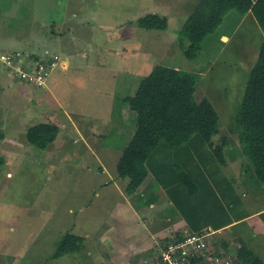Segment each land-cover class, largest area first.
<instances>
[{
    "label": "rangeland",
    "instance_id": "rangeland-1",
    "mask_svg": "<svg viewBox=\"0 0 264 264\" xmlns=\"http://www.w3.org/2000/svg\"><path fill=\"white\" fill-rule=\"evenodd\" d=\"M102 1L104 0H0V56H13V61L9 64L0 59V264H103L85 235L93 237L104 232L106 224L113 220V205L118 199L116 188L125 196L129 195L124 193L126 181L120 182L115 167L135 132L136 114L127 107L119 114L114 113L120 100L118 95L114 98L100 97V85L121 90L127 88V84L108 74V71L100 74V68L92 70V76L87 74L79 81L76 77L82 75V72H72L71 77L61 82L60 77L64 75L58 67L68 69L70 65L64 63L71 56L89 57L91 62L86 63L93 67L96 55L100 52V57H104L102 64L105 65L116 52L115 45L111 44L126 42L135 45L138 50L133 74L138 81L157 65L170 68L175 66L181 72L204 70L199 88L219 118L218 132L212 137L209 150L220 154L221 157L216 160L223 174L226 172L234 180L242 182V185H238L241 191L263 185L261 182L252 185L249 173L246 172L251 164L241 152L237 130L232 129L250 70L257 59L260 45L264 42V30L257 26L255 18L248 15L247 19L241 21V26L233 31L238 41L232 40L223 51L216 53L219 45V34H216L215 45L209 48L202 43L198 54L202 55L200 60H190L182 52L177 40L172 45H159L157 39L154 43L148 42L146 38L151 36L153 39L159 31L142 34L139 27L149 22L146 19L141 23L126 22L116 38L100 30L93 38L100 45H85L89 41L84 37L88 35V31L77 32L76 35L71 27L78 20L75 17L72 21L71 17V12H78L75 8L80 7L81 16H89L95 11L87 6L100 2L111 14L102 11L100 16L107 14L114 20L123 19L120 9L131 11L130 14H139L142 10L139 2L136 3L139 6L136 9L132 0L131 5L127 0ZM144 1L145 6L147 5L145 10H150L152 5L153 12H174L175 0ZM62 12L66 13L62 17L71 19L70 27L62 25L59 29L56 16ZM172 25L168 24L165 32L168 37L171 36L169 31L172 30ZM231 27L224 17L217 29L222 31ZM104 28L107 30V26ZM57 30L61 32V36L66 37L62 43L68 45L52 42L51 38L56 35ZM231 33L232 31L228 32ZM72 36L77 39L82 36L79 43L83 45H69L70 37L74 39ZM165 37L162 35L161 41ZM212 38L213 36L205 44L210 43ZM119 46L129 48L128 45ZM145 49L149 51L144 52ZM81 53L84 54L83 57ZM23 57H39L42 60L57 58L58 61L45 82L36 87L17 77L15 79L8 73L9 68L24 61ZM3 66L6 67L5 71ZM112 67L117 71L124 68L120 63ZM107 68L105 66L104 69ZM200 77L201 75L195 74L196 80ZM201 97L203 94L198 99ZM108 100H111V106H104ZM66 115L70 118L67 119ZM103 116L115 122L108 127L100 119ZM37 123H48L58 128L55 141L45 149H38L25 142L26 129ZM98 125H102L100 129ZM155 157L157 160L160 156ZM197 162L193 166L196 163L189 160L190 165L185 169L183 163L177 164L189 175L190 181H200V193L209 192L205 202L206 209L199 213H194L191 209L199 201L189 194L185 203L182 200L174 201L176 213L183 216L190 230L207 224H223L228 221L231 212L233 214V209L230 210L232 205H228L226 211L227 203L223 195H218L215 185L203 179L210 175L200 170L199 161ZM156 163L160 166L162 162ZM149 175L152 179L155 178L151 168L147 176ZM148 178L151 179L150 176ZM177 178L182 182L181 173H176L174 179ZM152 184H155L154 181H147L145 178L131 195L146 204L144 199L149 197ZM178 191L181 195L184 192L186 194L187 187L183 182L178 186ZM159 204L161 205V201L155 204L156 210L151 211V219L148 218L152 223L162 219ZM182 204L183 210L179 208ZM123 208V204L116 207L117 210ZM122 216L123 218L114 216L115 223L109 225V232L112 236H118L121 243H126L135 235L131 230L134 218L126 213H122ZM67 233L83 238L81 249L58 259L52 258L55 247ZM212 242H215L214 238ZM234 244L236 243L232 244V261L248 264L246 259L238 260Z\"/></svg>",
    "mask_w": 264,
    "mask_h": 264
},
{
    "label": "trees",
    "instance_id": "trees-1",
    "mask_svg": "<svg viewBox=\"0 0 264 264\" xmlns=\"http://www.w3.org/2000/svg\"><path fill=\"white\" fill-rule=\"evenodd\" d=\"M194 2L196 4L193 11L178 31L179 46L190 60L199 56L202 43L214 33L225 13L231 9L240 15L250 11L264 30V0H194ZM2 68L6 70V67ZM193 71L181 72L175 68L157 65L148 75L139 79L134 95L123 99L129 109L136 114V127L131 140L118 159L115 171L118 179L126 181L123 190L127 194L136 191L150 168L158 182L169 175L172 184L170 189L178 192V186L183 182L188 192L180 194L182 201L185 203L188 194L196 198L199 204L193 205L191 209L194 213H199L200 210L206 209L205 202L209 192L200 193L198 190L201 186L200 181H190L189 175L183 171L190 165L189 160L196 163L193 166L199 161L200 170L210 175L203 179L209 183L212 181L218 191L224 190V187L230 190L231 186L216 160L221 157L220 154L217 152L214 154L209 150L212 137L218 132V114L205 96L198 99L202 91L196 85L195 73L199 70ZM232 129L237 130L241 152L251 164L246 168L251 182L254 184L261 182L264 185V42L260 45L257 59L250 70ZM57 133L58 128L55 125L37 123L26 129L25 142L38 149H45L55 141ZM156 155L160 156L157 160ZM195 155L203 161L201 162ZM182 157L183 160H179ZM156 162L162 163L158 166ZM178 163H183L184 169L177 165ZM177 172L181 173L182 182H179L178 178L174 179ZM222 195L224 196L223 192ZM179 208L183 210L184 204ZM220 226L223 225L213 227L217 229ZM201 228L194 231H200ZM82 242L81 236L71 233L63 235L55 247L52 258L58 259L65 254L79 251ZM230 252L232 253V250ZM235 252L238 260L246 259L248 264H264L244 244L235 249ZM232 264L241 263L233 261Z\"/></svg>",
    "mask_w": 264,
    "mask_h": 264
},
{
    "label": "crops",
    "instance_id": "crops-1",
    "mask_svg": "<svg viewBox=\"0 0 264 264\" xmlns=\"http://www.w3.org/2000/svg\"><path fill=\"white\" fill-rule=\"evenodd\" d=\"M106 1L107 0H104L102 2ZM118 1L123 2L124 0ZM127 1L129 5H131V0ZM132 2L133 6L136 9L139 7L136 3L139 2V5L141 6L140 9H142L141 12L139 14H130L131 11H124L123 9H120L121 14H123V19L119 18L118 20L111 19V17L107 14H105V16H100V12L102 11H107L110 14V11L105 10L100 2L92 4L93 6H87L95 11V13H92V15L89 14V16H81L79 12L80 7L75 8L76 10H78V12L73 11L71 12L72 14L70 12L67 13L71 14V17H73L72 21H74L75 17L78 18V20L73 23V26L71 25L76 35L77 32H86V30L88 31L89 36L85 35L84 37L89 41L85 45H100V43H96L95 41H93L94 34L96 32L100 33V30L106 31L108 34L110 33V36H113L112 38H116L118 31L124 27L123 25L126 24V22L141 23L144 19L148 20L149 22H145L143 23V25H140L142 27H139V29L141 30L142 34L145 32H149L150 34H152L154 30L159 31V34H155V37L153 39H151V36L147 37L146 39L148 42L153 41L154 43L155 39H157L160 42L159 45H161V43H163L164 45H172L176 40L179 43L178 31L181 29L188 15L193 11L196 4L194 0H175L173 2L174 12L167 14L164 13L163 10H155V12H153L152 5L150 10H145L147 5L145 6L146 3H144V0H132ZM176 5L177 9H175ZM82 6L84 5L82 4ZM63 12L62 14H59V16H56V18L59 20V22L56 23L59 26V29H61L62 25H69L68 27H70L71 19L69 17H62V15L66 14ZM248 15L253 16L250 11L246 12L244 15H240L233 9L227 11L219 25L222 24L225 17L227 23L232 25V27L222 31H219L216 28L214 33L208 36V38L203 42V45H208L209 48L215 45L214 36L216 34H219V45L216 53L218 54L220 51H223L225 49V46L232 40L238 41L233 31H236L241 26V21L247 19ZM253 18L255 17L253 16ZM254 22H256L259 28H261L258 25L256 19H254ZM168 24H173L172 30L169 31L171 32L170 37H168V33H165L167 31ZM179 25L181 26L179 27ZM105 26H107V30H104ZM229 31H232V33L228 34ZM60 33L59 30H57L56 35L51 38L52 42H55L57 45H68V43H62V40L66 39V37L61 36ZM162 35L166 36L164 38V41H161ZM212 36L213 38L211 42L205 44ZM80 39H82V36L78 39L75 37L74 39H72L70 37L71 43L69 45H83L79 43ZM111 45H115L116 52H114V55L116 56L113 55L112 59H109V61L105 65L102 64L104 57H100V52L96 55L95 64L92 62L93 65H95L93 67H90L89 64L86 63L91 62L89 57H69L67 59V62L64 63L65 65L67 63L68 65H70L68 69L64 70L63 67H60L59 69L64 75L60 77V80L61 82H64L66 81V78L68 79L69 77H71L72 72L78 71L82 72V75L79 74L76 77L77 81H79L81 77H86L87 74H91L92 76L94 74L92 73V70L94 69L100 68V74H105V71L110 72L108 74H112L119 78L120 81L126 82L127 88H121V90H118L116 87H107L104 85H100V97L114 98L116 95L120 96L119 103L114 109V113L119 114L125 107L129 108L127 104L123 102V99L127 96H132V94L134 95L137 87L138 78L133 74L135 72L134 67L137 65L134 63V59L136 58L138 50L136 49L135 45H130L126 42H124L123 44L119 43ZM119 45H128L129 48L126 49L125 47H120ZM112 48L114 49V47ZM148 51L149 50L146 49L144 50V52ZM140 56L142 57L141 54ZM200 57L201 56L199 55L195 59L200 60ZM118 63L124 66L123 70L118 69L117 71L114 67H112L113 65H116ZM102 65H104L103 68ZM105 66H107L108 68L104 69ZM173 68L179 70V68L175 66ZM187 72L193 73L194 71L188 70ZM195 74L201 75V79L198 78L196 84L199 86V83L201 82V80H203L202 78L204 77V72L202 70H199ZM202 94L203 96H205L203 91ZM104 106H111V100L105 102ZM65 117L67 119L70 118L68 115H66ZM100 119H103L102 122L105 125L107 123V126H111L112 123L115 122L109 121L108 117L105 116L100 117ZM101 126L102 125L99 126V129ZM90 128L97 129L98 127ZM224 174L226 181L231 186V189L229 190L227 187H224V190L218 191V195L221 196L222 192L224 193L223 197L227 203L226 211L228 209V205H232V207H230V210L233 209V214L231 212L228 221L222 224L223 226H220L219 228L217 227V229H215L213 226L207 224L206 226H202L201 230L210 229L214 233L212 240L214 238L215 242L212 243H215V246H220L228 251H231L234 248V246L232 247L233 243H236V245L234 244L236 248H238L241 244H244L248 249L253 251V253L264 263V185H261V187H259L260 185H258L257 187L252 186L244 191H241L240 188L238 189V185H242V182L240 181L239 183V181L234 180L235 178L230 177L226 172ZM149 176L151 177V179L148 178ZM149 176L146 177V180H152V182L154 181L155 184H152V188H150L151 191H149V197L144 199L146 204L142 203L141 199H137L131 194L125 196L122 192H120L118 188H116L118 190V199L113 205V210L115 211L113 220L111 221V223L106 224L105 229L103 230L104 232H99L93 237L85 235L86 239H89L90 241L91 248H93L97 252V255L100 256V261L103 264H130L131 262L138 261L140 258L150 255L152 253V250L155 249L156 243L164 239L165 237L175 232H182L184 230L194 231L187 228V221H185L183 216H179L178 212L176 213L175 211L176 208L174 201L176 200L177 202H179L182 200V198L180 197L179 191L174 192L172 189H170V185L172 184L170 182L171 179L169 175L163 177V180L161 182L152 179L151 175ZM210 182L213 184L212 181ZM252 185H254V183ZM170 190L172 191L171 193ZM160 201L161 205L159 204L158 209L161 210L162 219L161 221H153L152 223L151 220H148V218L151 219L149 217L151 211L156 210L157 206L155 204L157 202L160 203ZM122 204L124 207L123 210H117L116 207L121 206ZM122 213L129 214L134 218L131 225V230L134 231L135 235H133V238L126 243H121V239L119 240L118 236H112L109 232V225L115 223L114 216L123 218ZM106 232H109V234Z\"/></svg>",
    "mask_w": 264,
    "mask_h": 264
},
{
    "label": "built area",
    "instance_id": "built-area-1",
    "mask_svg": "<svg viewBox=\"0 0 264 264\" xmlns=\"http://www.w3.org/2000/svg\"><path fill=\"white\" fill-rule=\"evenodd\" d=\"M23 58L24 61L9 68L8 73L36 87L45 82L58 61L57 58ZM0 59L9 64L13 56L1 55ZM213 234L211 230L175 232L158 241L150 255L130 264H232L234 254L215 246L212 243Z\"/></svg>",
    "mask_w": 264,
    "mask_h": 264
},
{
    "label": "clouds",
    "instance_id": "clouds-1",
    "mask_svg": "<svg viewBox=\"0 0 264 264\" xmlns=\"http://www.w3.org/2000/svg\"><path fill=\"white\" fill-rule=\"evenodd\" d=\"M58 68H60V67H58Z\"/></svg>",
    "mask_w": 264,
    "mask_h": 264
}]
</instances>
